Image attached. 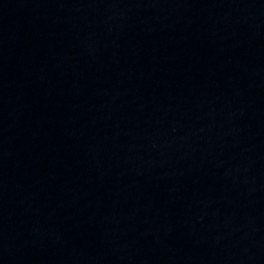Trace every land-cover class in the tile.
Instances as JSON below:
<instances>
[{"label":"water","instance_id":"obj_1","mask_svg":"<svg viewBox=\"0 0 264 264\" xmlns=\"http://www.w3.org/2000/svg\"><path fill=\"white\" fill-rule=\"evenodd\" d=\"M263 246L264 0H0V264Z\"/></svg>","mask_w":264,"mask_h":264}]
</instances>
